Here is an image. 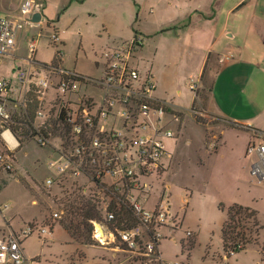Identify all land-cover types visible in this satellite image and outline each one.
<instances>
[{
    "label": "rangeland",
    "instance_id": "374dc122",
    "mask_svg": "<svg viewBox=\"0 0 264 264\" xmlns=\"http://www.w3.org/2000/svg\"><path fill=\"white\" fill-rule=\"evenodd\" d=\"M37 1L42 4L43 10L44 1ZM107 1V10L98 14L94 12L95 16L91 15L94 8L93 4H87L86 7L74 4L68 10V14L63 19L60 17V20L53 25L55 35L57 30L54 27L56 26L60 35L65 39L66 47L63 49L68 66H77L83 72L94 73L96 66L93 60V51L96 54L99 53V48L96 45L98 37L107 39L110 36L109 39L112 42L129 40L138 30L140 19H143L142 23L146 29H152L154 25L156 27L153 16H147L155 0H135L137 4L143 5L148 10L143 13V17H141L142 11L139 12V8L135 6L133 0ZM60 3L63 6L64 0H53L54 7H58ZM74 20H76L75 24ZM53 29L44 28L38 38V50L40 52L38 57L44 60H50L54 55V48L50 45ZM80 32L86 39L85 52L79 51ZM29 44L28 42L27 50L30 54ZM55 44L61 49L58 42ZM136 52L132 54L133 59L136 57ZM133 59H131V63ZM60 60L61 55L54 66H61ZM20 67L25 68V66ZM101 71H97L96 74L99 75ZM96 80L97 78H93L86 84L88 87H95L94 89L89 88L88 92L94 94L99 100L103 98L104 92L98 89L99 85ZM83 88L84 86H81L78 96H69L77 105L88 101V98L82 94ZM209 89L210 80L206 74L203 76V86L195 88L197 98L189 112L173 110L165 103L163 104L174 114H168L166 121L158 124L160 131L173 133L175 139H179L185 133L184 137L180 138L177 143L170 142L171 155H162L161 160L157 162L159 165L163 164L166 169H158L157 165L149 167L137 160L136 149L130 147L131 144L132 146L135 144L137 137H139L137 135L138 125L133 120L123 122L124 130L120 139V141L124 140L123 146L119 147L112 136L103 138V146H95L91 143L89 150L96 153L91 164L99 170L102 169V166L108 167L109 162H112V158L115 157L116 148H119L121 153H127L132 161L127 165L123 164V169L121 166H117L118 172L116 174L106 172L102 178L104 184L113 187L120 194H136L143 199L149 196L151 201L157 200L163 193L171 195L173 216L170 215L169 218L166 216L162 221L154 219L152 224L144 225L138 240H151V232L157 236L158 240H164L169 235L176 234L167 240H180L181 238V240H185L183 253L186 255L187 261L184 264H257L260 259L261 264H264V229L257 237L256 242L249 245L247 251L238 260H230L229 262L225 253H221V229L226 214L219 210L218 204L223 202L225 204L239 203L251 206L259 212V218L264 227V191L263 189L255 191L245 183L242 179L244 174L243 162L234 155H228L229 148L224 149L223 152L226 155L214 164L212 173L206 172L203 168L198 169L199 157L203 154L201 151L203 148V131L207 139L206 144L215 148L221 141L222 129H243L208 110ZM51 96V98L55 97L54 91H51ZM64 105V102L62 103L60 100L48 104L43 109L46 116L45 125L41 127L42 119L33 125L38 131L47 127L53 133L46 145L40 142L37 136H31L32 132L29 127L23 126L16 130V134L21 140V147L15 154L16 162L13 170L7 171V173L0 171V238L11 234L17 235L26 230L28 226L47 227L52 225L54 228L61 217L67 215L71 204L80 206L86 200H98L104 210L111 201V198L105 194V189L97 187L85 175L78 173V166L74 160H77L79 165H83L85 149L82 147L80 135L74 132L73 123L69 121L72 131L64 137V126L59 122V114ZM74 107L78 109L77 106ZM109 122L118 126L122 124L119 117L109 119ZM77 124L81 125V121L78 120ZM185 128L186 131H184ZM25 131H29L30 137L23 134ZM95 132L89 133L88 138L95 141L103 133L100 130ZM112 133L115 132H107V134ZM252 135L253 139L250 146L264 143V134L256 131L252 132ZM233 137L234 135L231 133L226 134L228 143L234 142ZM56 144H58V148L55 146ZM64 147L66 149H63ZM55 150L59 152L63 150L73 161L63 159L62 165H58L57 162L52 164L54 158L58 157L54 153ZM237 150L239 151L240 148L237 147ZM164 156L165 158L162 160ZM252 161L253 159H250V162ZM112 167L114 168V164ZM130 171L132 174H129ZM48 179L52 181L50 184L46 183ZM191 194L190 206L186 208V196ZM254 199L256 201H253ZM225 207L227 206L225 205ZM155 212H165L162 204H158ZM55 214H58L59 217L56 218ZM95 224L92 237L95 245L93 246L104 248L103 253L109 260V264H162L161 260L149 262L143 255L126 251V246L118 236L113 239L110 238L108 244H101L94 237ZM108 230L110 229L108 228ZM49 234H35L26 243V248L31 255H45L42 264H57L59 262L55 258L61 251L59 242L52 249L43 250L40 254L41 240H44L46 244ZM56 239L64 240V235L58 232ZM196 240L198 243L190 260L188 254L191 255V251L188 252V246L189 243ZM175 246V241L165 244V249L170 256L175 255ZM204 254L206 255L203 258ZM202 258L205 260L204 263H202ZM23 264L30 263H26L25 260Z\"/></svg>",
    "mask_w": 264,
    "mask_h": 264
},
{
    "label": "crops",
    "instance_id": "0c3cea01",
    "mask_svg": "<svg viewBox=\"0 0 264 264\" xmlns=\"http://www.w3.org/2000/svg\"><path fill=\"white\" fill-rule=\"evenodd\" d=\"M23 1L0 0V15L17 14ZM43 1L45 6L41 22L34 26L28 25L21 32L17 39L15 52L2 62L0 76L9 75L12 67H28L31 64L54 66L57 60V52L60 51L61 66L56 67L73 74L98 79L102 75L105 54L117 44L129 43L135 38V33L131 39L124 42H112L109 39L110 36L107 39L98 37L96 45L99 48V55L93 51V60L96 66L94 73L83 72L77 66H68L63 49L66 47L65 39L60 35L56 26L54 28L57 30V38H55L53 25L60 20V17L63 19L74 4H80L81 7L93 4L94 8L91 15L95 16L94 12L98 14L107 10L108 1L64 0V5L62 6L60 3L58 7H54L53 0ZM138 5L139 12L142 11L141 17H143V13L148 10L143 5ZM151 15L156 22V27L154 25V28L146 29L142 23L143 19H140L138 30L135 31L138 37L142 39V43L132 64L144 72L152 74L155 83L153 97L173 110L178 109L189 112L197 98L195 88L203 86V76L207 74L210 80L208 110L218 117L243 128L222 129L221 141L215 148L206 144L207 139L203 131V148L201 149L203 154L199 157L198 169L203 168L206 172L212 173L214 164L226 155L223 152L224 149L229 148L227 154L234 155L243 162L244 174L242 179L245 183L255 191L257 189H263L264 191V181L259 183L250 176L252 165L250 159H253V157L248 156V149L253 139L252 132L257 131L264 134V0H155L153 7L147 13V16L150 17ZM75 23L76 20H74ZM46 27L53 29V38L50 40V45L54 48V55L50 60L38 57L40 55L38 38ZM28 42L33 43L35 46L33 55L29 54L27 50ZM56 42L61 46V49L55 44ZM85 48L86 39L80 32L79 51L85 52ZM100 70H102L101 73L97 75V71ZM89 88L94 89L95 87H84L83 90L85 91L82 90V94L90 102H93L97 110L102 104L103 98L98 100L94 94L88 92ZM167 116L169 115L163 114L161 117L163 123L166 121ZM158 117L156 115L153 119ZM109 119L112 118L100 121L99 130L107 132L115 130L123 133V125L112 124ZM176 123L178 122L176 121ZM184 131H186V128ZM227 133L234 135V142L228 143ZM138 134L142 135L144 131L140 130ZM184 135L180 138H183ZM179 139H162L165 156L172 153L169 146L170 142L177 143ZM55 146L57 147L58 144ZM237 147L240 148L239 151ZM54 153L58 157L54 158L52 164L57 162L58 165H62L63 157L57 152ZM129 196L132 202L138 204L147 212H154L158 204H162L165 212L173 216L171 195L163 193L155 201H151L149 196L144 199L136 194H130ZM191 196L192 194L186 196V208L190 206ZM253 201H256V199ZM233 204L239 203L225 205L229 207ZM225 214L226 221L227 213L225 212ZM58 232L64 235V240L56 239V233ZM175 235H169L167 239ZM30 238L32 236L24 242L26 263L42 264L45 255H31L28 253L26 243ZM167 239L159 242L162 264H184L187 261L186 255L183 253L185 240H181L182 238L180 240ZM46 241L45 244L44 240H41L40 254L43 250L52 249L59 242L61 251L55 258L59 262L57 264H109V260L104 256L103 247L81 245L75 242L59 224L54 227ZM171 241H175L176 244V253L173 256H170L165 249V244ZM197 243L198 240H196V246ZM221 243V253L224 254L222 232ZM193 250L191 251L190 260ZM244 252L233 256L228 261L238 260ZM81 254L83 255L82 258L80 257ZM203 258L202 263L205 261ZM257 264H261V259Z\"/></svg>",
    "mask_w": 264,
    "mask_h": 264
},
{
    "label": "built area",
    "instance_id": "2783aa9c",
    "mask_svg": "<svg viewBox=\"0 0 264 264\" xmlns=\"http://www.w3.org/2000/svg\"><path fill=\"white\" fill-rule=\"evenodd\" d=\"M36 13L42 15V4L37 0H24L17 14L0 15V67L3 60L11 57L15 52L17 39L26 26L37 24L32 22V18ZM141 43L142 39L137 36L129 43L117 44L105 54L102 76L96 80L99 85L98 89L104 92L102 104L97 110L90 100L77 105L72 98H69L70 95L78 96L81 86L86 87L87 81H92V78L79 80L74 78L76 74L65 71L60 67L33 64L25 68L12 67L9 75L0 76V147L2 149L0 151V171L7 173V171L13 170L16 162L15 154L21 147V140L16 134V128L24 126L19 121L25 118L29 103L34 101L37 104L33 125L42 119V127L45 125L46 119L44 107L56 100L64 102V106L69 110L68 116L71 123H73L74 132L79 135L82 131V124L91 130L94 127V122H96V130H99L100 121L108 118L119 117L122 125L126 120L136 121L137 130L144 131V134L137 133L139 137H137L135 144L133 146L131 144L130 147L136 149L137 160L141 161L143 165L149 167L157 165L159 169V166L163 164L159 165L157 162L161 160L162 155H165L162 139L175 138L173 133L169 131L161 132L158 127V124L163 123L161 117L166 113L162 109L164 103H162V107H156L159 100L153 97L155 83L152 74L144 72L131 63L132 54L140 49ZM29 47L32 55L35 46L30 43ZM51 91L55 92L54 98H51ZM74 106H77L78 109ZM153 115L159 117L153 119ZM78 120L81 121V125L77 124ZM113 131L115 133L108 134V138L112 136L119 147L123 146L124 140L120 141L123 135L122 132ZM101 132L107 133V131ZM37 138L43 143L41 138ZM103 140H100V137L95 141L93 139L92 144L103 146ZM248 156L253 157L250 176L259 183L263 182L264 143L250 146ZM112 159L116 160V163H114V170L108 172L110 174L118 172L117 166L122 168L123 164L127 165L132 161L128 154L121 153L119 148H116L115 157ZM78 173L81 172L78 171ZM129 174H132V171ZM51 182V180L47 181L48 184ZM126 196L134 205L143 225L131 231H110L105 225L94 223V237L101 244H108L110 238L113 239L118 236L121 242L126 244L128 248L126 251L143 255L149 262H159L161 260L159 253L160 240L157 236H155L156 241L152 239L148 241L138 240V237L141 236L144 225L146 226L147 223L152 224L154 219L162 221L166 216L169 218L170 215L166 212H147L138 204L132 202L129 195ZM107 207L108 205L103 210L105 219L111 221L114 219V215L107 213ZM55 217L58 218L59 215L55 214ZM98 227L106 236L98 233ZM50 228L51 226H28L26 230L17 235L11 234L0 238V264H23L26 260L25 240L35 234L45 235L51 233ZM159 236L161 235L159 234Z\"/></svg>",
    "mask_w": 264,
    "mask_h": 264
},
{
    "label": "trees",
    "instance_id": "16d2710c",
    "mask_svg": "<svg viewBox=\"0 0 264 264\" xmlns=\"http://www.w3.org/2000/svg\"><path fill=\"white\" fill-rule=\"evenodd\" d=\"M134 4L138 8L139 5L135 0ZM57 35V34H56ZM55 35V38H57ZM137 33L135 32V38H137ZM61 52H57V60H59V56ZM56 60V62H57ZM55 62V63H56ZM61 60L59 61V63ZM46 66V65H45ZM75 79L83 80L84 76L77 75L74 77ZM156 107H162V101H157ZM163 112L166 114H174L172 110L166 108V106L162 107ZM68 109L63 106L61 112L59 114V122L63 124V130L65 132V136L70 134L72 131V127L69 122L70 118L68 116ZM37 112V104L32 101L29 103L27 114L25 118L20 120V123H23L24 126L29 127L32 132V137H39L42 139L43 143L49 141L50 135L53 134L47 127H43L41 129L36 130L33 126L35 117ZM94 127L89 130L82 124V131L80 133V140L82 141V147L85 149L83 154V165H79L77 160L76 165L78 166V171L81 172L85 177H87L92 183L96 184L97 187H101L105 189V194L111 198L110 203L107 207V213L113 214L114 219L108 221L105 219L104 211L100 205V201L98 200H86L82 205H70V210L66 216L61 217L59 220V225L69 234V236L75 242L81 243L83 245H95L93 243V231H94V223H99L105 225L112 231L121 230V231H131L139 226L143 225L141 217L137 213L134 205L127 199L126 194H120L115 191L113 187H109L102 182V178L105 176L106 172L110 170H114L112 167L116 160L107 167L102 166V169H98L93 167L91 164L94 159L95 152L89 150L90 145L93 139L88 138L89 133H94L96 131L97 123L94 122ZM19 127L16 128L18 130ZM96 133V132H95ZM25 136H29V131L23 133ZM104 136H108L107 133H102L99 135L100 140L104 138ZM30 137V136H29ZM63 149H66L65 147ZM55 152L59 153L64 159L71 160L68 154H66L63 150L61 152L55 150ZM79 152L81 153V148L79 147ZM92 157V158H91ZM159 169H165L163 165L159 166ZM97 171L98 173L94 172ZM112 193V195H111ZM219 210L227 213V220L224 222L222 227V241H223V251L228 259L233 256L244 252L247 247L254 242H256L257 237L260 235L261 231L264 229L261 221L259 219V212L251 207L243 206L240 204H233L229 207H225L223 203L219 204ZM53 226L51 225V231H53ZM150 238L156 241V237L154 233L151 232ZM126 246V244H124ZM196 246V241L189 243L188 252L192 251ZM126 249L127 246H126ZM125 249V250H126ZM184 249V245H183ZM82 258L83 255L81 254ZM188 258L190 255L188 254Z\"/></svg>",
    "mask_w": 264,
    "mask_h": 264
},
{
    "label": "water",
    "instance_id": "95a60500",
    "mask_svg": "<svg viewBox=\"0 0 264 264\" xmlns=\"http://www.w3.org/2000/svg\"><path fill=\"white\" fill-rule=\"evenodd\" d=\"M42 20V15L40 13H36L33 18L32 22L39 24Z\"/></svg>",
    "mask_w": 264,
    "mask_h": 264
},
{
    "label": "bare ground",
    "instance_id": "6f19581e",
    "mask_svg": "<svg viewBox=\"0 0 264 264\" xmlns=\"http://www.w3.org/2000/svg\"><path fill=\"white\" fill-rule=\"evenodd\" d=\"M98 233L103 235V236H106L105 233L102 230H100V227H98Z\"/></svg>",
    "mask_w": 264,
    "mask_h": 264
}]
</instances>
